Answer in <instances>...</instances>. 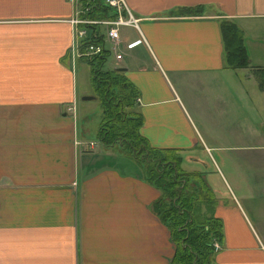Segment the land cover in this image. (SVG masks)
Instances as JSON below:
<instances>
[{"label":"crops","instance_id":"0c3cea01","mask_svg":"<svg viewBox=\"0 0 264 264\" xmlns=\"http://www.w3.org/2000/svg\"><path fill=\"white\" fill-rule=\"evenodd\" d=\"M123 1L139 31L119 28L114 69L136 90L138 133L147 147L178 156L197 196L211 185L196 166L228 186L227 203L205 217L219 228L207 264H264V210L243 206L246 197L230 186L237 187L235 172L215 154L264 149L248 143L250 74L264 67L256 33L264 0ZM73 17L85 18L68 0H0V264H170L169 230L154 210L160 193L143 164L116 143L102 146L97 128L77 126ZM223 20L240 31L245 67L227 65ZM242 161L255 173L264 165Z\"/></svg>","mask_w":264,"mask_h":264},{"label":"trees","instance_id":"16d2710c","mask_svg":"<svg viewBox=\"0 0 264 264\" xmlns=\"http://www.w3.org/2000/svg\"><path fill=\"white\" fill-rule=\"evenodd\" d=\"M82 17L91 19L113 18V9L104 0H77ZM90 25V28H93ZM220 32L226 50L229 67H245L247 56L242 45L241 34L229 20L220 22ZM95 39L101 43L102 34ZM85 42V39H83ZM108 55L102 49L90 60L80 58L89 67L91 86L98 100L101 113L97 125V138L101 145L108 147L116 143L120 150L128 153L145 168L147 179L159 190L154 202V210L167 226L173 254L170 264H207L212 252L211 243L219 234L214 219L199 220L196 205L201 197L188 186L190 173L180 171L178 156L171 150H159L147 147L144 138L138 133L140 118L131 111L136 98V90L116 69L103 70L102 64ZM260 86H264V67L252 69ZM146 163H152V169Z\"/></svg>","mask_w":264,"mask_h":264},{"label":"rangeland","instance_id":"374dc122","mask_svg":"<svg viewBox=\"0 0 264 264\" xmlns=\"http://www.w3.org/2000/svg\"><path fill=\"white\" fill-rule=\"evenodd\" d=\"M256 33L258 35H263L264 37V27L258 26L256 27ZM115 68L114 58L112 53H109L102 64L103 70H112ZM74 74H75V87H76V107H77V126L83 124L86 125L91 134L96 132V128L98 122L101 117L98 100L96 98L88 101H81V95H93L94 91L92 86L89 85V70L87 65L78 61L74 66ZM250 92H251V126H250V134H249V145L252 146L255 143L264 144V89L263 91H259L257 89L256 78L253 74H250ZM258 95V96H254ZM85 104L88 106L89 111H83L85 108ZM257 121H259L257 123ZM260 123V124H259ZM236 133H234L236 143ZM246 143L244 142V145ZM195 153H200V150H193ZM216 156L219 158L228 159V169L231 167L233 169L234 177L237 178L238 184L236 189L231 186L232 190L241 191L243 197L240 198V202L243 206H247V208H252L254 210H264V198L261 196L262 191H264V165L260 164L259 166H255L258 168V173H255L252 165H249L247 161H242L246 159H262L264 160V149L260 148H244V149H224L217 150L215 152ZM227 162V161H226ZM225 163V162H224ZM187 164H183L182 167L189 169L192 171L195 166H186ZM129 167H126L128 169ZM196 168L203 169V182L207 181L211 186H209L208 191H203V196H201V200L197 202L196 205V213L197 217L200 219L205 218L212 212L217 204L225 205L227 203L229 197L228 186L222 180V178L214 173L210 172L211 170L204 165L196 166ZM222 171L224 173V177L228 180L224 168L222 167ZM257 174V175H256ZM188 180H190V176H187ZM230 183V182H229ZM249 196V197H248ZM172 244V242H171ZM173 246V244H172Z\"/></svg>","mask_w":264,"mask_h":264},{"label":"built area","instance_id":"2783aa9c","mask_svg":"<svg viewBox=\"0 0 264 264\" xmlns=\"http://www.w3.org/2000/svg\"><path fill=\"white\" fill-rule=\"evenodd\" d=\"M68 1L73 3V5H76L77 2V0ZM104 3L113 9V18L91 19L87 17H73L69 20L73 28V37L70 48L74 57L90 60L94 55L99 54L102 49H107L108 54L112 53L113 58L115 60H119L121 57L120 50L122 47L118 33L119 28L121 26H129L139 31V19L131 14L123 0H104ZM78 25L81 27H77ZM90 25L103 27L104 33L102 34L101 43H96L87 39L85 27ZM97 35L98 34L96 32L91 30L88 38L90 37V39L93 40L97 37ZM83 39H85V42ZM137 42L138 40H135L131 42L130 45H135ZM211 247L212 251L219 249V245L216 240L212 241Z\"/></svg>","mask_w":264,"mask_h":264},{"label":"water","instance_id":"95a60500","mask_svg":"<svg viewBox=\"0 0 264 264\" xmlns=\"http://www.w3.org/2000/svg\"><path fill=\"white\" fill-rule=\"evenodd\" d=\"M95 97L94 96H91V95H82L80 96V100H91V99H94Z\"/></svg>","mask_w":264,"mask_h":264}]
</instances>
